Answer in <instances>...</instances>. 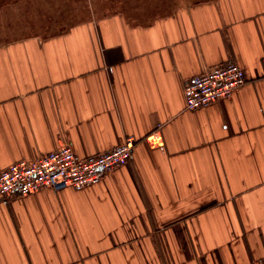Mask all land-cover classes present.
Listing matches in <instances>:
<instances>
[{
  "label": "crops",
  "instance_id": "obj_1",
  "mask_svg": "<svg viewBox=\"0 0 264 264\" xmlns=\"http://www.w3.org/2000/svg\"><path fill=\"white\" fill-rule=\"evenodd\" d=\"M158 4L0 32V171L136 137L96 184L0 193V264L264 261V0ZM230 60L246 82L187 109L185 83Z\"/></svg>",
  "mask_w": 264,
  "mask_h": 264
},
{
  "label": "built area",
  "instance_id": "obj_2",
  "mask_svg": "<svg viewBox=\"0 0 264 264\" xmlns=\"http://www.w3.org/2000/svg\"><path fill=\"white\" fill-rule=\"evenodd\" d=\"M261 64L264 71V57ZM246 80L245 70L236 61L215 65L185 83L186 108L199 109L230 97ZM135 141L134 135H128L120 144L86 156L79 155L67 143L40 157L20 159L0 171V193L11 197L27 195L45 187L82 189L96 184L131 159ZM247 264H264V261L255 260Z\"/></svg>",
  "mask_w": 264,
  "mask_h": 264
},
{
  "label": "rangeland",
  "instance_id": "obj_3",
  "mask_svg": "<svg viewBox=\"0 0 264 264\" xmlns=\"http://www.w3.org/2000/svg\"><path fill=\"white\" fill-rule=\"evenodd\" d=\"M154 1L159 5V0H0V30L4 28L0 32L4 36L48 34L56 31L58 23L87 18L92 11L100 14L108 8L153 7Z\"/></svg>",
  "mask_w": 264,
  "mask_h": 264
}]
</instances>
